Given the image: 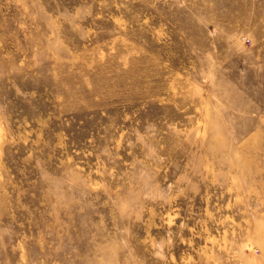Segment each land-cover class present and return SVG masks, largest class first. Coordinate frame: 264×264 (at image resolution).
Returning a JSON list of instances; mask_svg holds the SVG:
<instances>
[{
	"label": "rangeland",
	"instance_id": "obj_1",
	"mask_svg": "<svg viewBox=\"0 0 264 264\" xmlns=\"http://www.w3.org/2000/svg\"><path fill=\"white\" fill-rule=\"evenodd\" d=\"M0 264H264V0H0Z\"/></svg>",
	"mask_w": 264,
	"mask_h": 264
}]
</instances>
